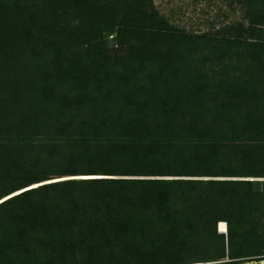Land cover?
Returning a JSON list of instances; mask_svg holds the SVG:
<instances>
[{
	"label": "trees",
	"instance_id": "obj_1",
	"mask_svg": "<svg viewBox=\"0 0 264 264\" xmlns=\"http://www.w3.org/2000/svg\"><path fill=\"white\" fill-rule=\"evenodd\" d=\"M35 1L13 6L28 14V22L46 12H61V15L71 12L69 17L81 21L89 18L87 43L92 51L95 48L99 51L90 52L84 48V43L75 41L51 42L42 50L50 56L49 65L35 66L33 73L40 76L28 81L38 85L36 80L42 77L37 89L29 85L27 93L23 92L27 84L16 83L14 75L13 81L0 84V111L3 112L0 115V167L3 166L0 200L10 196L0 202V214L4 216H0V225L5 233V237L0 238V264H39L34 258L42 257L39 246L48 234L50 227L44 229L47 223L57 229L86 224V230L92 232L85 241L81 240L77 249L70 237L65 236V231L62 238L50 242L60 248L65 257L59 264H184L181 262L185 260L223 258L225 250L231 259L254 253L255 247L246 245L234 228L239 225L242 213L232 203L225 208L208 196L211 194L196 192L197 185L204 184L206 189L220 190V199H223L232 193L226 189L245 187L251 181L171 179L264 178V171L250 165L244 169L243 162L238 171L231 165L218 166L219 161L215 165L213 158L217 159L218 149L213 139L208 145L203 138L209 131L200 125L197 115L184 119L185 112L181 110L187 107L183 96L188 104L197 105L206 100L203 96L209 85L197 67L187 72L182 69L184 48L190 44L186 36L162 29H145L142 20L146 17L149 0H106L103 4L100 0ZM111 32H115L119 44L128 45L127 61L118 74L120 64L104 63L106 59L99 42ZM9 58L16 59L13 51ZM251 59L256 67L260 65L258 56ZM0 65V68L4 66ZM24 69L18 67L17 71L24 75ZM183 86L192 94L183 93ZM170 88L179 93L177 99L167 96L172 92ZM165 89L167 93L163 94ZM36 100L43 117L36 114L39 123L31 128L25 119L10 121L14 112L21 109L19 101L33 106ZM207 100L215 102L212 96ZM38 128L46 133L44 139L53 136L50 143L57 140L50 154L57 150L62 156V162L50 168L52 177H48V169L42 164L22 165L23 158L19 159V155L25 153L22 145L34 135L33 131L40 133ZM10 134L17 144L6 152L9 147L3 148L1 142ZM167 134H173L170 137L176 141L187 139L186 136L196 137L203 144L202 148L210 147V150L204 152L194 145L192 148L196 149L187 154H176L172 151L175 145ZM180 143L178 146L187 147L184 142ZM212 170L214 174L224 175H190ZM65 176L102 178L53 183L16 194L39 181ZM38 194L41 197L30 209H21V205L29 204L30 196ZM9 203H14L11 218L2 210ZM16 208L18 212L14 211ZM210 213L214 216L207 233L222 240L223 233L218 234L215 226L217 222H225L227 234L226 246L219 245L213 255L200 246L201 237L197 234L198 225L204 223L202 216ZM204 226L207 229L208 224ZM97 234L100 238H96ZM36 236L43 239L35 243ZM36 244H39L37 249L29 250V246ZM74 251L78 258L66 261V255ZM45 262L57 264L47 258Z\"/></svg>",
	"mask_w": 264,
	"mask_h": 264
},
{
	"label": "rangeland",
	"instance_id": "obj_2",
	"mask_svg": "<svg viewBox=\"0 0 264 264\" xmlns=\"http://www.w3.org/2000/svg\"><path fill=\"white\" fill-rule=\"evenodd\" d=\"M24 1L28 2V4L34 3V0H0V63L4 64L0 68L2 69L0 72V84L4 82L7 84L13 81L14 75L16 83L22 82L23 85L27 84L22 89L23 92L27 93L29 85L37 89L42 80V77L41 80H36L38 85L33 83V81L28 82L33 76H40L37 73H33L35 66L42 68L49 65L50 56L42 51L48 44L51 42L65 44L75 41L77 44L84 43V48L86 47L90 52L92 49H90L89 43H87V29L91 23L89 18L81 21L77 18L69 17L71 12L67 15H61V12L58 14L46 12L43 16L41 15L39 18L37 17L28 22V14L13 6L23 4ZM44 1L49 3L53 0ZM105 2L107 1L100 0V4ZM35 3H38V1L36 0ZM147 5L145 8L146 17L144 21L142 20L144 26H142L145 29L156 28L170 33L178 32L184 34L187 42L190 44H187L184 48L182 69L187 72V69L189 70V68H193L194 66L196 69L197 67L200 74L207 81V84H209L203 96L206 100L200 101L201 103H197V105L188 104L185 101L187 98L183 96V102L184 104L186 103L187 108L182 107L183 110L181 112H185L184 119L186 120L197 115L201 120L200 125L206 131H209L208 134L203 135V138L204 143L207 142L208 145L212 144L209 140L213 139V143L216 149H218L216 152L218 160L213 158L214 164L216 165L219 161L218 166L231 165L238 171V167L243 162L242 167L244 169H247L246 165H250V167L256 168L259 171H264V0H149ZM252 22L255 24H251ZM99 42L101 43V52L106 59L104 63H115L116 66L119 63L120 66H117V74L119 71L122 73L124 68L121 69V67H123V63L128 58V45L119 44V39L115 32L106 34ZM247 43L251 45L249 44V46ZM95 49L92 52L99 51V49ZM10 51L15 53V60L9 58ZM254 56L260 58V65L258 67L252 62L254 59L251 58ZM13 61H19V64L13 63ZM18 67H22V70L24 68L27 70L24 69L23 72L28 79L26 77L23 78L24 75L17 71ZM52 69L56 72L54 68ZM191 72L193 73V71ZM116 87H118L117 83L115 89L119 96L120 91ZM170 89H172V92L167 94V96L171 95L177 99L179 93L176 89V92H174V88ZM190 91L188 87L183 86V93H190ZM162 93H167V90H162ZM114 96L117 97V95ZM211 96L215 98L214 103L211 100H207ZM24 97L27 101V95L24 94ZM0 98H2L1 94ZM19 102L21 109L18 110L19 112H14V117L10 118V121L16 122L22 118L32 128L33 124L40 121L36 117V114L42 117L40 115L41 112L36 107L38 102L36 100L35 104L31 103L33 106H29L23 101ZM175 106L178 107V105ZM2 113L0 111V115ZM30 127L27 128L31 129ZM37 130L40 132L39 128ZM210 132L212 133L210 134ZM32 133L34 135L28 139L26 144L22 145L25 153L21 154L22 156L19 155V159L23 158L22 165H26L27 163L30 165L42 164V167L48 169V177H52L51 169L54 167V164L62 162V156L59 151L57 152L56 150V153L50 154L55 150L53 146L57 143L55 142L57 140L50 143L49 140L53 139V136L44 139L43 137L46 133L40 132L36 134L34 131ZM167 135L166 137H169L173 141L172 144L175 145L172 151H176V154H187L191 149H196L192 148L194 145L200 146L204 152L210 150V147L202 148L203 144L198 142L199 140L196 137L186 136L187 139H183L182 141L178 139L176 141L174 140L176 138L170 137L173 134ZM3 139V142H1L3 143V148H6L7 145L9 147L6 149V152L12 145L17 144L16 139L11 134ZM180 142H184L187 147L178 146V144H182ZM17 153L20 152L17 151ZM2 167H0L1 170ZM190 175L224 174H214V170H212L208 173ZM34 176L37 178V175ZM96 178L102 177L65 176L48 178V180L39 181L37 184L22 188L16 194L30 192L31 189L38 186ZM171 179L252 182L248 186L245 185V187H236L233 190L226 189L232 193L223 199H220V190L206 189V185L204 184L197 185L196 192L198 195L211 194L208 196L223 204L225 208H227L226 206L229 203H232L242 213L243 217H239V225H234V228L238 234L243 236L246 245L249 243L255 247L254 253H250L246 257L239 259H231L227 254V250H225V257L223 258L185 260L181 263L257 264L264 262V178L240 179L236 177L213 178L210 176L207 178L188 177ZM21 185L20 182V187H22ZM9 197L0 200V202L7 200ZM39 197H41L40 194L38 196H30L28 200L29 204L21 205V209H30L31 204ZM13 204L9 203L2 209L7 213L8 218H11L10 213H13ZM17 204L19 203L17 202ZM14 211L18 212L17 208ZM232 211L234 213L237 212L235 209H232ZM0 216L1 218L4 217L1 214ZM213 216L212 213L203 215L201 220L204 223L199 224L197 227V234L201 237L198 240L200 241V246L204 251L212 255L219 248V245L223 244L226 246L227 242L225 222H217L215 226L218 234L223 233L224 238L222 240L215 237L212 238L207 233L206 230L209 229ZM206 224H208V227L206 226L207 229L204 226ZM79 226L76 223L69 228H65V226L57 229L54 224L47 223L44 226L46 230L47 227H50L47 231V236L44 235V239L41 236L33 238L35 243L39 239H43L42 244L39 246L42 249V257L39 259L34 258V262L37 260L39 264H46V258L51 259L53 263L57 262V264H59L58 261L60 260L65 261L60 248L51 245L50 242L58 240L62 236L63 231H65V236L70 237V240L76 244L77 249L81 244V240L85 241L92 233L86 230V224ZM203 230L204 232L202 233ZM69 231L73 234H69ZM2 237H5V233L4 227L2 229L0 225V238ZM96 238H100L99 234L96 235ZM190 244L193 245V243ZM38 245L29 246L28 248L29 250L37 249ZM66 256V261L73 257L74 259L78 258L76 251L70 252Z\"/></svg>",
	"mask_w": 264,
	"mask_h": 264
},
{
	"label": "built area",
	"instance_id": "obj_3",
	"mask_svg": "<svg viewBox=\"0 0 264 264\" xmlns=\"http://www.w3.org/2000/svg\"><path fill=\"white\" fill-rule=\"evenodd\" d=\"M196 264H205V263H196ZM212 264H214V263H212Z\"/></svg>",
	"mask_w": 264,
	"mask_h": 264
},
{
	"label": "bare ground",
	"instance_id": "obj_4",
	"mask_svg": "<svg viewBox=\"0 0 264 264\" xmlns=\"http://www.w3.org/2000/svg\"><path fill=\"white\" fill-rule=\"evenodd\" d=\"M258 264H264V262H262V263H258Z\"/></svg>",
	"mask_w": 264,
	"mask_h": 264
},
{
	"label": "water",
	"instance_id": "obj_5",
	"mask_svg": "<svg viewBox=\"0 0 264 264\" xmlns=\"http://www.w3.org/2000/svg\"><path fill=\"white\" fill-rule=\"evenodd\" d=\"M258 264V263H257Z\"/></svg>",
	"mask_w": 264,
	"mask_h": 264
}]
</instances>
